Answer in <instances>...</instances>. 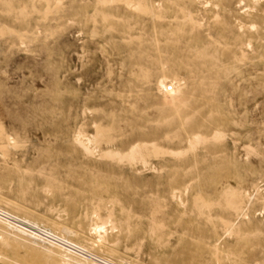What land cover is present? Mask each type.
I'll list each match as a JSON object with an SVG mask.
<instances>
[{
	"label": "rangeland",
	"instance_id": "374dc122",
	"mask_svg": "<svg viewBox=\"0 0 264 264\" xmlns=\"http://www.w3.org/2000/svg\"><path fill=\"white\" fill-rule=\"evenodd\" d=\"M0 127L20 213L99 216L142 264H264V0H0ZM0 236V264H62Z\"/></svg>",
	"mask_w": 264,
	"mask_h": 264
},
{
	"label": "bare ground",
	"instance_id": "6f19581e",
	"mask_svg": "<svg viewBox=\"0 0 264 264\" xmlns=\"http://www.w3.org/2000/svg\"><path fill=\"white\" fill-rule=\"evenodd\" d=\"M166 81V77H163L158 81V88L165 97L164 102L166 105L177 104L181 94V85L178 83V81L171 80L169 84L172 87L170 90H168V84ZM139 148L140 145L134 144L130 148V151L127 155L131 158L135 157V154L139 151ZM12 201L13 200L8 201L4 199V197H0V230L3 229L9 234H13L15 237H20L27 242L35 244L33 245L34 247L41 246V249L44 248V250L47 249L48 251L54 252L58 255V261H60L62 264H142L137 259L131 260L125 257H116L114 255L117 250L115 247H113L114 244L111 246L106 239L104 222L99 216L87 234H80L79 232L66 228L65 226L59 227L55 223H48L47 220H36L28 215L20 213L21 209L16 207L17 203L12 204ZM229 204L232 205L231 203ZM16 208L19 209V212L16 210ZM22 210L24 209L22 208ZM2 237L3 240L9 239L8 237ZM2 237L0 236V238ZM3 240L1 239V242ZM8 242L7 244L10 245ZM12 242L14 244L16 243L15 245L17 246L20 245V242H18L19 244H17V241ZM12 242L10 240L11 244ZM23 245L21 244V246ZM10 246L11 248L14 247L13 244ZM10 246H8L9 250H11ZM4 248L7 249L6 247ZM14 248H12V250H14ZM14 252L16 253V250ZM6 253L7 252H5V255ZM55 254H53V256ZM50 255H52V253ZM59 257L61 260H59Z\"/></svg>",
	"mask_w": 264,
	"mask_h": 264
},
{
	"label": "built area",
	"instance_id": "2783aa9c",
	"mask_svg": "<svg viewBox=\"0 0 264 264\" xmlns=\"http://www.w3.org/2000/svg\"><path fill=\"white\" fill-rule=\"evenodd\" d=\"M171 87H172V86H171L170 84L167 85V89H168V90H170Z\"/></svg>",
	"mask_w": 264,
	"mask_h": 264
}]
</instances>
